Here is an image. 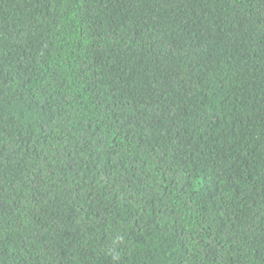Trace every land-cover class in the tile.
<instances>
[{"label":"trees","instance_id":"16d2710c","mask_svg":"<svg viewBox=\"0 0 264 264\" xmlns=\"http://www.w3.org/2000/svg\"><path fill=\"white\" fill-rule=\"evenodd\" d=\"M0 264H264V0H0Z\"/></svg>","mask_w":264,"mask_h":264}]
</instances>
